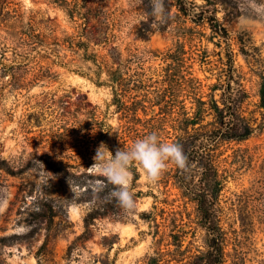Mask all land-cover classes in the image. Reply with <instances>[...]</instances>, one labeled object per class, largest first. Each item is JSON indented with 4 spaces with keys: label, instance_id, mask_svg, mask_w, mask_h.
<instances>
[{
    "label": "rangeland",
    "instance_id": "374dc122",
    "mask_svg": "<svg viewBox=\"0 0 264 264\" xmlns=\"http://www.w3.org/2000/svg\"><path fill=\"white\" fill-rule=\"evenodd\" d=\"M6 1L17 24L31 25L52 38L77 35L85 26L49 0ZM175 1L165 0L166 18L153 27L150 0H86L96 14L85 26L89 50L108 61L134 59V80H146L173 62L164 58L165 52L181 45L184 63L202 80L205 94L218 84L215 94L220 99L229 83L232 88L242 85L244 92H233L256 130L245 140L229 139L217 150L221 173L227 170L228 177L216 203L220 225L229 235L225 264H264V0H193L226 27L224 35L207 20L186 15L170 19L177 13L171 6ZM2 28L0 58L6 51L4 63L10 64L13 38ZM73 58L62 46L48 57L32 54L29 62L9 73L0 68V264H144L146 255H156L151 227L140 215L153 207L149 190L176 199L174 205L160 207L182 212L187 234L181 249L171 247L181 250L172 263L216 264L219 252L197 201L183 198L172 182L150 184L137 164L142 176L131 182V190L144 194L135 197V210L125 211L110 197L115 186L102 168L92 167L96 151L109 159L118 149L132 146L135 130L149 125L147 118L158 107L149 108L147 116L139 111L143 122L127 123L111 87L97 84L93 74L76 71L69 65ZM186 105L191 108L190 99ZM212 120L208 116L204 124ZM102 129L106 133L98 136ZM159 137L176 140L171 121ZM238 149L241 157L235 158ZM202 172L199 163H192L190 177L198 190L205 185ZM245 191L252 197L243 226L238 204ZM91 212L98 213L86 226Z\"/></svg>",
    "mask_w": 264,
    "mask_h": 264
},
{
    "label": "trees",
    "instance_id": "16d2710c",
    "mask_svg": "<svg viewBox=\"0 0 264 264\" xmlns=\"http://www.w3.org/2000/svg\"><path fill=\"white\" fill-rule=\"evenodd\" d=\"M49 1L62 7L73 20H83L85 26L93 15L96 16L87 7L86 0L84 3H80L79 0ZM7 3L6 0H0V28L4 27L2 29H5L7 35L13 38L14 46L11 50L13 63H4V60L7 59L6 51L0 58V68L4 73L13 71L15 66H24L31 60L32 54L48 57L49 53L56 51L59 47L66 46L74 55L69 65L72 64L76 67V71L85 75L93 74L97 84L111 87L114 104L120 112L121 118L126 119L127 123L143 122L138 112L142 111L147 116L149 108L154 111V107H158V111L147 118L149 125H143L142 131L135 130L137 134L134 136V141L152 132L159 135L166 122L171 121L176 132V140L173 142L182 146L190 167L194 162L201 165L205 187L201 186L198 190L192 184L190 170L182 171L172 163L156 185L157 187L168 186L172 182L179 188L183 198L188 197L197 201L201 216L212 237V243L219 252L213 263L225 264V249L229 242V235L220 225L216 201L228 175L225 169L224 173H221V162L218 160L219 155L216 152L229 139L242 141L249 138L256 130L251 120L244 115L241 103L233 92H244L242 85L238 84L240 88H232L229 83L220 99H217L215 94L218 84L211 87L212 93L205 94L202 80L196 77L190 70V66L184 63L186 52L181 45H178L175 50L169 49L165 52L164 58L172 59L173 62L157 71L155 73L157 76L146 80L139 77L134 80V59L119 58L118 61L116 59L108 61L96 52H90L89 36L85 32V26H83V31L77 35H66L63 38L54 36L52 38L51 35L37 32L31 25L17 24L18 22L14 21L16 15L6 9ZM171 6L177 7V13L170 14V19L186 15L193 20H207L216 33L228 34L226 27L210 10L200 9L193 0H176ZM43 50L44 52H42ZM116 63L117 66H115ZM104 75L105 79H102ZM187 99L192 102L191 108L186 105ZM175 113H178L177 117H175ZM208 116H213V120L204 124ZM104 132L106 133L105 129L100 130L97 132L98 136L104 135ZM200 140V147H197L196 142ZM238 152L240 149L235 150V158L241 157V155H237ZM131 171L132 182L136 184L142 173L137 164L133 165ZM149 191L148 195L150 194L154 198L153 207L149 211L141 212L140 215L151 227L156 255H146L144 264H161L163 261L165 264H173V261H178L176 254L184 246V238L187 234L182 218L179 217L182 212L174 208L168 211L166 207L159 205L161 203L174 205L176 199L170 200L168 196L160 198L153 190ZM250 192H244L246 197L239 196L238 212L243 226L246 225V217L250 214L248 210L252 197ZM140 194H144V192L140 191ZM139 195L135 194L134 197ZM118 205L120 206L119 203ZM97 213L88 214L86 226H89L90 220L94 219ZM172 246L180 249L173 250Z\"/></svg>",
    "mask_w": 264,
    "mask_h": 264
},
{
    "label": "clouds",
    "instance_id": "9594fccd",
    "mask_svg": "<svg viewBox=\"0 0 264 264\" xmlns=\"http://www.w3.org/2000/svg\"><path fill=\"white\" fill-rule=\"evenodd\" d=\"M153 27L166 18L165 0H150ZM95 164L107 174L108 180L115 186L110 197L115 198L125 211H134L136 200L131 190L132 167L135 164L144 170L147 182L156 184L167 172L169 163L182 171H189L190 165L182 146L176 142H164L156 132L149 133L134 141L128 149H118L116 154L105 159L100 149Z\"/></svg>",
    "mask_w": 264,
    "mask_h": 264
}]
</instances>
